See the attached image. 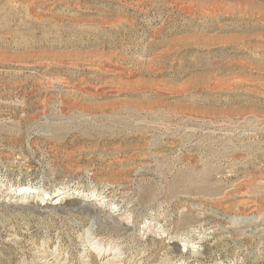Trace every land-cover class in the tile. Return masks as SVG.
Instances as JSON below:
<instances>
[{
  "label": "rangeland",
  "instance_id": "1",
  "mask_svg": "<svg viewBox=\"0 0 264 264\" xmlns=\"http://www.w3.org/2000/svg\"><path fill=\"white\" fill-rule=\"evenodd\" d=\"M111 253L264 264V0H0V264Z\"/></svg>",
  "mask_w": 264,
  "mask_h": 264
},
{
  "label": "bare ground",
  "instance_id": "2",
  "mask_svg": "<svg viewBox=\"0 0 264 264\" xmlns=\"http://www.w3.org/2000/svg\"><path fill=\"white\" fill-rule=\"evenodd\" d=\"M20 190H22V192L24 191V192H29L30 191V189L29 188H26V187H23V188H21ZM41 201V200H40ZM58 203V202H57ZM83 212H85V213H87V214H91V215H93V216H97L96 214H95V212H94V210L93 209H87V210H84ZM98 217V216H97ZM90 227V226H89ZM86 231V230H85ZM96 246V245H95ZM119 252V251H118ZM112 254V253H111ZM117 258V256L115 257V254L113 253L112 255H111V257L110 258H108L105 262H104V264H112V263H114L115 262V260H117L116 259Z\"/></svg>",
  "mask_w": 264,
  "mask_h": 264
}]
</instances>
